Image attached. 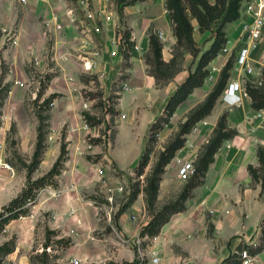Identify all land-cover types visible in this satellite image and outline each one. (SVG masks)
<instances>
[{
    "label": "crops",
    "instance_id": "crops-1",
    "mask_svg": "<svg viewBox=\"0 0 264 264\" xmlns=\"http://www.w3.org/2000/svg\"><path fill=\"white\" fill-rule=\"evenodd\" d=\"M89 1L93 8L109 14L110 18L87 19L79 14L80 18L71 20L66 9L75 0H3L0 23L15 26L18 37L16 45L3 49V58H10V69L15 64L17 79L27 80V71L48 72L41 90L33 94L42 102L53 93H62L58 98L52 97L53 105L44 110V114L57 119L68 116L77 122L84 99L81 94L83 88L92 89L98 85L106 91L113 85L120 86L117 97L120 113L105 156L115 170L124 171L132 169L139 160L151 123L160 115L178 84L194 70L199 55L210 46L216 24L201 31L197 20L191 19L195 46L199 49L195 55L196 62H192L194 55L176 43L165 0ZM241 12L240 8L239 17L224 27L231 45L241 32ZM55 23L61 24V28L55 27ZM157 30H162L165 35V40H160L162 60L170 61L177 50L183 57L174 73L160 80L149 70L150 64L146 61L151 54L150 33ZM121 35L129 42L124 50L121 44L116 43ZM134 44L138 48H134ZM110 49L117 51L112 55ZM261 54H264V36L252 52L255 72L246 76V81L255 86L262 83L264 64L258 60ZM84 61L91 63L90 68H84ZM221 61L222 56L216 55L206 65L207 71L211 66L220 65ZM101 71L103 75H100ZM204 79L177 107L185 102L198 104L205 98L215 82ZM123 81L128 83V87H122ZM255 110L250 96H231L222 90L210 113L199 120L196 131L189 134L185 145L166 164L157 200L164 185L163 177L175 175L177 179L178 160L191 158L194 161L213 134L220 114L226 111V125L235 131L234 134L221 142L202 180L193 186L192 195L185 200V207L172 213L155 234L159 252L165 244L171 247L172 242L188 255L185 257L180 251L173 250L167 258L170 263L226 264L224 259L244 244L250 247L260 244L264 235L261 231L264 224V187L260 177L253 178L248 169L249 164L259 166L257 147H264V119L254 118ZM143 206V193H138L117 215L121 230L134 235L148 222L150 216L140 223L137 220ZM250 254L254 256L255 264H264V247Z\"/></svg>",
    "mask_w": 264,
    "mask_h": 264
},
{
    "label": "rangeland",
    "instance_id": "rangeland-1",
    "mask_svg": "<svg viewBox=\"0 0 264 264\" xmlns=\"http://www.w3.org/2000/svg\"><path fill=\"white\" fill-rule=\"evenodd\" d=\"M2 5L3 0H0V8ZM2 26L3 23H0V27ZM7 42L0 28V211L4 204L27 186L28 176L34 179L51 167L62 143L65 148L60 173L54 177L55 182L35 189V197L26 204L27 212L11 218L0 228V264H106L109 261L120 264L124 260L133 259H136V264H177L170 263L167 259L169 252L173 250L180 251L182 256L187 257V253L172 242L171 247L165 244L164 249L159 252L155 245L156 237H153L155 235H141L142 228L134 235L127 234L121 230L117 215L119 209L128 202L134 188H138V193H143L144 197V206L137 217L140 223L147 216L151 217L165 203L175 200L191 178L196 179L193 174L186 180L179 178L177 174V179L175 175L163 177L164 185L161 187L160 196L158 200L156 196L153 208L147 209L144 187L159 153L176 136L191 109L197 104L185 102L179 105L164 124V130H159L155 140L149 139L151 131L148 129L139 157L140 159L142 153L148 150V162L142 173L136 171L138 161L132 169L117 171L108 162L105 153H108L120 113L117 108L120 86L113 85L111 90L106 91L98 85L92 89L83 88L81 94L83 100H87V105L83 106L81 103L76 123L68 116L53 118L47 113L44 114L45 108L53 104L50 101L44 104L33 94L34 91L41 90L48 72L39 73L33 69L34 71H27V80L17 79L15 64L10 69V58H3V49L10 46ZM174 55L176 59L173 68L163 74L147 60L152 55L146 57L150 64L149 70H157L162 76L158 80L174 73L177 63H181L182 52L177 50ZM196 59L194 55L192 62H196ZM220 71L208 82L216 83ZM39 74L42 76L39 77ZM6 76L8 78H4ZM82 78H86L85 75ZM59 94L62 93H53L52 97L58 98ZM165 113L162 109L159 116H165ZM39 114L44 115L42 126L39 125ZM83 121L96 127L95 134L82 127ZM199 122L196 121L182 135L185 138L183 145ZM39 126L44 132V147L40 161L28 175L27 166L32 159ZM88 142L92 143L90 148H87ZM178 150L179 148L176 151ZM176 151L171 160L176 156ZM201 153L195 156L194 166L197 165ZM100 168L102 171H99ZM168 187L171 188L170 191ZM5 242L12 244L13 249L3 254L1 246ZM155 255L158 260L152 261L151 258Z\"/></svg>",
    "mask_w": 264,
    "mask_h": 264
},
{
    "label": "trees",
    "instance_id": "trees-1",
    "mask_svg": "<svg viewBox=\"0 0 264 264\" xmlns=\"http://www.w3.org/2000/svg\"><path fill=\"white\" fill-rule=\"evenodd\" d=\"M123 1V0H119ZM242 0H214L213 3L208 0H165L166 6L169 10V14L173 23V32L176 36V43L179 47L184 50L190 51L193 55H197L199 49L195 46V41L193 38V25L191 22L192 18L197 20L199 30L203 31L211 28L213 24L215 27V36L210 44V46L205 49L197 60V64L194 70L190 71L186 78L178 84L173 93L168 97L165 105L164 112L165 116H158L150 125V138L151 140L156 139V135L159 130H161L165 123L168 122L169 116L173 114L177 105L182 102L187 95L193 90L194 87L199 86L203 83L204 78L207 74L206 65L208 62L214 58L219 51V49L226 42V32L225 25L237 19L240 15V6ZM124 37V36H123ZM125 39V38H124ZM129 42L125 39V45ZM149 45L151 52V59H147L151 64L156 67V69L161 73H165L166 70L172 69L174 66V61L176 59L175 55L173 58L165 62L161 58V42L155 33H150ZM124 50V49H123ZM127 56V54H125ZM148 57V56H147ZM232 64V58H229L226 64L221 68L219 78L214 84L213 88L206 94L205 98L193 107L186 117L185 121L180 126V129L176 136L160 151L157 158L156 164L151 175L148 177L145 191V201L148 210L153 208L154 200L157 196V191L159 187V181L161 179V174L164 171L165 165L174 156L175 151L180 148L185 141L182 136L185 132H188L193 124L202 119L204 116L210 113L214 106L217 97L220 95L226 79L229 75V67ZM177 68H174V71ZM157 70H151L152 74L158 80L162 77L158 74ZM172 73L163 76V79L168 78ZM246 89L251 97V106L255 109L264 107V70L262 72V83L259 86L252 85L250 82H246ZM53 94L44 98V104H48L51 101ZM44 115L39 114L40 126H42ZM37 129L35 148L33 150V155L30 163L28 164V175L35 169L38 162L40 161L41 154L44 147V132L41 127ZM234 130L228 128L226 125V111H223L214 127V131L200 156L197 159V165L195 166V171L193 173L194 178H191L182 188L177 198L171 202H167L162 207L152 213L148 222L142 227L140 234H147L153 236L157 234L170 215L174 212L182 210L185 207V200L192 194V188L195 184L202 180L205 171L209 163L213 159V155L221 142L232 136ZM64 143L60 146V152L51 165V167L41 176L31 179L28 176V184L22 189V191L11 198L6 204L2 206L0 211V228H2L11 218H16L21 214L27 212L26 204L29 200L35 197L37 188L44 186L47 183H54V177L60 173V163L62 156L64 154ZM257 156L259 160V166L253 167L248 165L249 172L253 178L260 177L261 185L264 187V147H257ZM148 150L142 153L141 158L138 160L136 167L137 173H142L145 165L148 162ZM139 192L138 188L132 189L129 195L128 202L125 203L119 210L122 211L128 203H131L137 196ZM261 231L264 234V224L261 227ZM264 247V235L261 237V242L255 247H250L244 244L241 248H246L250 253H255L260 251ZM3 254L10 252L13 249V245L9 242L3 243ZM237 252H231L224 261L226 264H239L240 256L236 254ZM106 264H116L114 261H109ZM120 264H136V259L131 261L124 260Z\"/></svg>",
    "mask_w": 264,
    "mask_h": 264
},
{
    "label": "built area",
    "instance_id": "built-area-1",
    "mask_svg": "<svg viewBox=\"0 0 264 264\" xmlns=\"http://www.w3.org/2000/svg\"><path fill=\"white\" fill-rule=\"evenodd\" d=\"M25 2L26 0H20ZM241 23L240 28L241 32L238 35L237 40L233 45L229 44L230 39L226 40L223 46L217 52V56H222V61L220 65L211 66V69L206 75V80H212L215 78V74L218 70L226 64L229 58H232V64L229 67V75L226 79L223 91L227 95H236L241 94L242 96H249L246 89V76L255 72L254 61L255 59L252 56L253 50L258 46L260 40L264 36V0H242L241 6ZM168 11V8L166 9ZM66 14L70 17L71 20L80 18L79 14L87 19H103L107 20L110 18L109 14L102 12L100 9H95L91 6L89 0H75L73 5L69 6L66 9ZM55 27L61 28V24L55 23ZM3 31V38L6 39L9 45H16L18 43L17 30L15 26H2L0 27ZM157 37L160 40H165V35L162 30H157L155 32ZM116 43L121 44V47L125 48V39L121 35ZM134 48H138L137 44L133 45ZM116 49H110V54H115ZM262 64H264V54H261L258 59ZM84 68H90L91 63L87 64V61L83 62ZM104 72L101 71L100 75H103ZM122 87H128L126 81L122 82ZM53 100L50 101L53 104ZM83 106L87 105V100H83ZM254 118L264 119V107L258 108L253 113ZM83 128L95 134L96 127L94 125L89 126L86 121H83ZM197 126H194L192 131H196ZM105 136L104 134L102 135ZM87 148L92 146V143H87ZM177 175L179 178L186 180L189 178L195 171V166L193 160L189 159H179L178 160ZM99 171H102L100 168ZM211 211V210H210ZM155 238V236H153ZM140 236L138 240H140ZM237 253L240 256L239 264H255L254 256L251 255L246 248H241L237 250ZM152 261H157L158 256L155 255L151 258Z\"/></svg>",
    "mask_w": 264,
    "mask_h": 264
}]
</instances>
